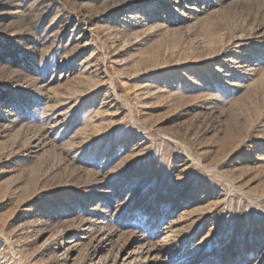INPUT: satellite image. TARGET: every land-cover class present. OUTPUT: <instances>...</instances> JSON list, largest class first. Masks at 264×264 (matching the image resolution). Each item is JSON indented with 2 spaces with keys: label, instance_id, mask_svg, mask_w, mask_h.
<instances>
[{
  "label": "rangeland",
  "instance_id": "1",
  "mask_svg": "<svg viewBox=\"0 0 264 264\" xmlns=\"http://www.w3.org/2000/svg\"><path fill=\"white\" fill-rule=\"evenodd\" d=\"M0 264H264V0H0Z\"/></svg>",
  "mask_w": 264,
  "mask_h": 264
}]
</instances>
